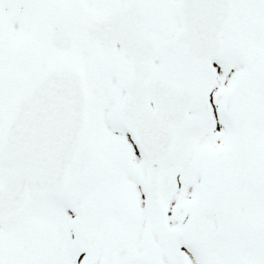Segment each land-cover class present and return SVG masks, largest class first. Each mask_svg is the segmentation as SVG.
<instances>
[{"label":"snow or ice","instance_id":"obj_1","mask_svg":"<svg viewBox=\"0 0 264 264\" xmlns=\"http://www.w3.org/2000/svg\"><path fill=\"white\" fill-rule=\"evenodd\" d=\"M0 264H264V0H0Z\"/></svg>","mask_w":264,"mask_h":264}]
</instances>
